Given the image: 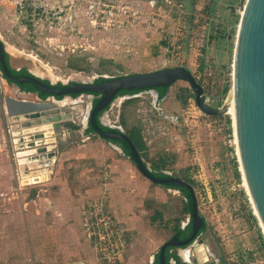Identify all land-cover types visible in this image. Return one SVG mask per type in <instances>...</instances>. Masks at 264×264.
Masks as SVG:
<instances>
[{
  "label": "rangeland",
  "instance_id": "374dc122",
  "mask_svg": "<svg viewBox=\"0 0 264 264\" xmlns=\"http://www.w3.org/2000/svg\"><path fill=\"white\" fill-rule=\"evenodd\" d=\"M240 8L241 0H0V41L12 68L53 85L184 67L206 103L219 108L232 98ZM6 96L36 101L4 81L0 70V264H35L27 244L37 234L33 225H42L51 210L47 188L58 159L19 166L12 136V126H19L5 113ZM94 98L74 97L75 112L83 115ZM99 117L108 128L141 137L140 157L150 171L192 186L205 229L190 245L170 250L182 264H264V235L242 184L230 114L204 115L189 84L178 80L162 98L154 89L117 96ZM86 133L64 147L69 153L61 171L64 178L77 170L87 181L110 185L102 196L126 230L114 263L92 250L96 257L88 264H152L160 246L188 224L187 199L143 177L116 145ZM60 134L45 135L51 137L40 144L52 150ZM34 171L40 177L30 183ZM186 248L189 262L179 254Z\"/></svg>",
  "mask_w": 264,
  "mask_h": 264
},
{
  "label": "water",
  "instance_id": "95a60500",
  "mask_svg": "<svg viewBox=\"0 0 264 264\" xmlns=\"http://www.w3.org/2000/svg\"><path fill=\"white\" fill-rule=\"evenodd\" d=\"M241 8H243V12L240 16L233 50L231 86L233 117L230 116V119L236 133L239 171L246 186V194L252 204L253 214L258 218L264 235V0H241ZM4 50L0 41V68L6 80L13 84H33L41 92L51 96V99H40L36 96V101L10 96L3 99L7 117L14 126H19L17 128L12 126L13 129H11L24 130V136L31 146L30 151L36 150L37 155L43 157H55L58 151L70 142L87 138L88 136H85L84 132L86 133L89 127L94 136L104 140L124 142L128 147L131 162L143 177L157 185L171 184L183 188L189 194L190 234L184 240H178L173 236L164 242L158 251V264H165L164 250L166 247L180 248L194 242L204 220L198 214L192 186L169 174H165L166 177L150 175L149 168L140 157L130 138L117 129V131H103L97 125L95 116L104 111L120 91L150 90L162 86H171L178 80L189 84L194 95L195 105L204 115L229 114V106L219 108L209 106L205 101L202 87L196 82L191 72L184 67L134 73L114 78L103 77L105 80L99 83L81 82L66 85L63 88H55L52 83L46 85L41 82L42 78L33 73H30L32 76H20L19 78L12 76L4 61ZM19 92H23L25 95L32 94L26 91ZM89 93L97 94L98 98L94 105L92 103L88 105L86 123L84 127H81L76 121L79 115L75 112L76 107L72 106L75 104V100L71 95ZM57 97L60 99H56ZM64 98H69V105L59 106L55 104ZM20 117L24 119L20 120ZM98 120L101 125L105 126L100 122V117ZM42 127H48L52 129V132H43ZM66 128L73 130L72 133H74L67 144L50 146L52 150H49L48 146H44L45 144H40L42 137H51L45 135L68 134Z\"/></svg>",
  "mask_w": 264,
  "mask_h": 264
},
{
  "label": "crops",
  "instance_id": "0c3cea01",
  "mask_svg": "<svg viewBox=\"0 0 264 264\" xmlns=\"http://www.w3.org/2000/svg\"><path fill=\"white\" fill-rule=\"evenodd\" d=\"M94 142L97 143V140ZM67 148L54 158L58 159V163L47 188L51 210L46 214L48 217H44L42 225H33L37 234L32 235L30 246L27 244L35 264H88L96 257L84 232V207L90 200L109 191L110 185L98 186L91 180L87 181L82 177V172L77 170L71 172L70 179L69 175L64 178L62 159L69 153L65 150ZM108 202L110 212L114 215L110 199Z\"/></svg>",
  "mask_w": 264,
  "mask_h": 264
},
{
  "label": "trees",
  "instance_id": "16d2710c",
  "mask_svg": "<svg viewBox=\"0 0 264 264\" xmlns=\"http://www.w3.org/2000/svg\"><path fill=\"white\" fill-rule=\"evenodd\" d=\"M4 55V61H5V64L8 68V71L10 72L11 75H13L14 77L18 78L19 76L21 75H26V76H32L30 73L27 72L26 69H19V70H16L14 68H12L10 65H9V56L7 53H3ZM1 70V69H0ZM6 80V79H5ZM105 79L103 78H100L98 80L95 81V83H99V82H102L104 81ZM8 83H11L10 81L6 80ZM41 82H43L44 84L46 85H49V82L46 81V80H40ZM18 87L22 90V91H26V92H36L38 94V97L40 99H44L45 97L49 96V94L47 93H43L41 92L35 85L33 84H29V83H22V84H17ZM53 87L55 88H63L65 87L64 85H61V84H57V85H52ZM169 86H162V87H157V88H154V90L157 91V94H158V98H162L164 96V94L166 93L167 89H168ZM228 89V86H224L223 88V93H225ZM142 90H133V91H130V92H127V91H120L116 94L115 98L117 96H123V95H126V94H134V93H137V92H140ZM90 94V93H89ZM94 96H97V94H92ZM73 98L74 97H77L79 96V94H72L71 95ZM58 99L60 97H57ZM97 102V98H94L93 99V102L92 104L94 105L95 103ZM103 112V111H102ZM102 112H99L96 116H95V121L97 123V125L103 130V131H117L116 129H111V128H108L106 126H103L99 123V116L102 114ZM226 122L229 123V118L226 117ZM92 129L89 127L87 129V133H92ZM130 140L132 141V143L134 144L136 150L138 151H142L145 147L144 145V142L143 140L141 139V137L134 133L133 135H127ZM102 139V138H101ZM104 140V139H102ZM104 141H107V142H110L114 145H116L117 147L120 148V150L122 151V153L126 156V157H130V153H129V150H128V147L127 145L124 143V142H121V141H110V140H104ZM140 155V153H139ZM130 159V158H129ZM131 161V160H130ZM150 175L152 176H156V177H166L165 174L163 173H156V172H152L150 171ZM236 175L237 174V171H236ZM165 188H168V189H173V190H177V191H180L184 196L185 198L187 199V204H186V208H187V211H189L190 213V199H189V194L188 192L183 189V188H180V187H177V186H173L171 184H164V185H161ZM156 217L152 216L151 218V221H155ZM205 229V222H203V225L201 226V228L199 229L198 231V234L201 233L203 230ZM190 231H191V223L189 222L184 228H177L175 230V233L172 235V236H175L178 240H184L186 239L189 234H190ZM174 247H166L165 250H164V260H165V264H182V261L180 260L179 256L176 254L175 251H170L172 250ZM152 264H158V254L155 255V259L153 261Z\"/></svg>",
  "mask_w": 264,
  "mask_h": 264
},
{
  "label": "built area",
  "instance_id": "2783aa9c",
  "mask_svg": "<svg viewBox=\"0 0 264 264\" xmlns=\"http://www.w3.org/2000/svg\"><path fill=\"white\" fill-rule=\"evenodd\" d=\"M84 216V232L92 250L100 260L114 263L124 250L126 239L124 229L107 207L106 198L90 200Z\"/></svg>",
  "mask_w": 264,
  "mask_h": 264
},
{
  "label": "bare ground",
  "instance_id": "6f19581e",
  "mask_svg": "<svg viewBox=\"0 0 264 264\" xmlns=\"http://www.w3.org/2000/svg\"><path fill=\"white\" fill-rule=\"evenodd\" d=\"M239 12H241V14H242L243 8H240V11ZM69 103H70L69 98H64L61 101L56 102L55 104H57L59 106H62V105L63 106H67V105H69ZM228 106H229V114H230V116L233 117L232 98H231L230 104ZM87 110H88V107H86V110H85V112H84L83 115L78 116L76 118L77 123L81 127H84L85 126L86 116H87V114H86L87 113ZM20 118H21L20 120L24 119L23 117H20ZM233 130H234V136H236L234 127H233ZM12 134H13L12 136L14 137L13 142H14V145H15V149H14L15 152H16L15 156L16 157H19V160H18L19 166H23L24 164H38V165H44L45 164L46 166H49V163H52V160L54 159V157H47V156H44L43 157L41 155H37L36 150L30 151L29 148L31 146L29 145L28 140L24 136V134H25L24 133V130L17 129ZM73 135H74V133H68V134H65V135L64 134H60L58 137H56L57 146H60V144H67L70 141V139H71V137ZM34 154H36V155L34 156ZM45 168L46 169H43L41 172H48L49 169H50V167H45ZM36 173L37 172L34 171L33 172V175H31L32 178L29 180L30 183H36L38 181V179H39L40 176H36ZM242 184H243V186L245 188L246 186H245L244 180H243V183ZM257 221L259 223L258 218H257ZM259 227L261 228V231H262V227L260 226V223H259ZM200 250L201 249H199V251ZM181 253H182L183 257L186 259V257H187V250H183V251H181Z\"/></svg>",
  "mask_w": 264,
  "mask_h": 264
},
{
  "label": "flooded vegetation",
  "instance_id": "af4514ba",
  "mask_svg": "<svg viewBox=\"0 0 264 264\" xmlns=\"http://www.w3.org/2000/svg\"><path fill=\"white\" fill-rule=\"evenodd\" d=\"M3 53H6L5 52V50H4V52ZM1 69V68H0ZM17 70V69H16ZM19 70V69H18ZM28 72V71H27ZM28 73H31V72H28ZM1 75H2V72H1ZM13 76V75H12ZM21 76H26V75H21ZM20 77V76H19ZM18 77V78H19ZM2 78L4 79V81H6L5 80V78H4V76L2 75ZM7 82V81H6ZM8 83V82H7ZM8 84H12V85H14L15 87H17L18 88V90L19 91H22L19 87H18V85L17 84H13V83H8ZM33 95H35V97L36 96H38V94L36 93V92H31ZM190 222V221H189ZM188 222V223H189ZM173 237V236H172ZM174 248H178V247H174ZM183 250H187V257H186V259L183 257V255H182V253H181V251H183ZM183 250H181L180 252H179V254H180V256H181V258H182V260L184 261V262H189V259H190V256H189V249L188 248H186V249H183Z\"/></svg>",
  "mask_w": 264,
  "mask_h": 264
}]
</instances>
